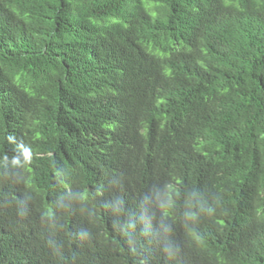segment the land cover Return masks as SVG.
I'll use <instances>...</instances> for the list:
<instances>
[{"label":"trees","instance_id":"obj_1","mask_svg":"<svg viewBox=\"0 0 264 264\" xmlns=\"http://www.w3.org/2000/svg\"><path fill=\"white\" fill-rule=\"evenodd\" d=\"M0 264H264V0H0Z\"/></svg>","mask_w":264,"mask_h":264}]
</instances>
